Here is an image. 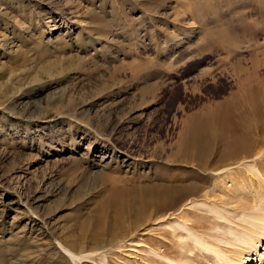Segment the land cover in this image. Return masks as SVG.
Instances as JSON below:
<instances>
[{
	"label": "rangeland",
	"instance_id": "obj_1",
	"mask_svg": "<svg viewBox=\"0 0 264 264\" xmlns=\"http://www.w3.org/2000/svg\"><path fill=\"white\" fill-rule=\"evenodd\" d=\"M237 2L0 0V264H74L58 239L105 243L80 264H219L216 252L242 247V261L264 263V220L251 216L264 215V176L249 171L261 167L252 159L233 160L221 118L263 77L254 66L264 35L238 30ZM187 123L210 136L179 162ZM256 124L243 125L254 138ZM208 161L249 169L245 195L254 181L257 207L211 201L224 190ZM175 173L197 185L186 207L207 218L199 231L179 218L183 201L154 203L161 184L176 189ZM250 220L262 225L257 250L235 240Z\"/></svg>",
	"mask_w": 264,
	"mask_h": 264
},
{
	"label": "bare ground",
	"instance_id": "obj_2",
	"mask_svg": "<svg viewBox=\"0 0 264 264\" xmlns=\"http://www.w3.org/2000/svg\"><path fill=\"white\" fill-rule=\"evenodd\" d=\"M237 4H238V10L237 11L239 14L242 13L241 16H243V18L239 22L238 30L243 29L245 34L248 31H249L248 34L250 32L254 31L255 34L254 33L252 34V36L254 35V37L258 36V35H264V0H238ZM253 13H255V15L256 14L258 15L257 16L258 20L256 19L257 22L255 25H252V22L254 21V20H252V22H251L252 26H251L249 24L250 22L248 23L247 21H250L251 18H249V17ZM247 23L250 26L246 25ZM249 29H251V31ZM233 33H234V31H232V34ZM237 33H238V31H237ZM228 34L229 33L226 31V35H228ZM215 35H216V33H215ZM231 36H229V38ZM235 37H236V39H238L239 36H235ZM231 38H233V37H231ZM261 61L259 64H256L257 66L259 65V68L257 66H254V71H255V74H258L260 77H261V75H263L262 79L259 80L258 79L259 77L256 76L257 77V81H256L257 84L250 85V88L249 87L247 88L248 91L244 92L245 94H242V96L241 95L236 96L232 100H230L229 102H225L224 105L222 106L223 108L221 109V118H222L223 127L225 126L228 129V131H230V133L228 132L229 135L227 138L228 139L227 143H228L229 154L233 157V160H235V161L237 160L239 167L246 164L247 160L249 161L250 159H252L253 162H256V166L262 167L261 164H264V160L261 159L264 156V151H262V148L264 146V135H263L264 134V60H261ZM256 62H259V61H256ZM261 72H262V74H261ZM237 109H241L243 112V113H241V117L239 119L237 118V114H236ZM241 118H242V122L240 123ZM250 119H251V121H256V123H257L256 125L258 126V129H259V132L257 133L255 138L252 137L251 134L247 132L246 128L243 127L244 123L247 120L250 121ZM205 127H208L207 125H205V123H202V124L200 123L198 125H194L192 123H187L184 126L185 132L180 134L179 140H178V155H177L176 159L179 160V162H183V161L189 162L188 160L186 161V158L188 156H190L191 152L194 151V153H196L197 150L203 149V146H204L203 142L206 139H208L210 136L207 132V128H205ZM250 157H253V158H250ZM259 159H261V160H259ZM212 162L213 161H208L207 163H203L202 167H205L206 170H208V168L210 167L209 171L211 173L210 172L209 173L211 175L210 179L212 180V182L214 184L213 187L220 188V187H218V185L222 184L223 187L221 188V190H224V193L221 191L223 194L221 193V195H219L220 192L218 190H216V192L217 191L219 192L218 193L219 196L216 198V200L215 199H210V200L214 201L218 205L221 204V206L223 205V206L231 207L230 210L235 211V212L238 211L239 209H242L243 207L244 208H246L248 206L249 207H257L255 205L262 199L261 197H263V196L260 197V195H258L259 192L257 190V185L254 181H252L253 186H250V187H251L252 191L255 192V193H253L255 195H253L252 192L250 194H248V196L250 198H248V196L245 195L248 193L247 190H245V187L247 186L246 185L247 182L245 180V177L248 178V176H250L247 172L249 169H247V168H246L247 170H241V168L237 169L238 166L237 167L233 166L234 164L232 165L231 162H230L231 163L230 165H228L229 164V162H228V164L226 166H222V168L219 167V169L218 168L216 169L217 166L215 168L214 167L211 168ZM234 163H236V162H234ZM237 163H236V165H237ZM198 165H201V163H198ZM261 167H260V169L258 168V170H257L258 172L255 170H252V171L249 170V171L252 172L254 176L255 175H257V176L263 175L264 176V174H261V171H262ZM203 170H204V168H203ZM189 172L192 173L191 170ZM184 174H186V173H184ZM196 174H195V176H196ZM175 175H176V173L174 175H171L170 178L172 177L173 183H175L173 186H175L176 189L170 190L168 188L167 184H161L156 190L158 199H156V201L154 203L159 204L160 207H162V209L168 210V209H170L169 207L171 205L176 206V205H179V203H181L183 201V203L181 204V205H183L182 206L183 208L180 206H178V208H177V209L181 208L180 213H178V214H180L179 218L183 219V221L185 223L189 224L190 229L192 228L194 230L199 231V229H202L201 228L202 222L200 221L201 222L200 223L198 220L199 219L203 220L205 217H203V219H201L202 217H200L198 215L197 217L195 216L193 218V215L190 216V213H189L193 209L190 210L187 208L189 205L194 203V201L200 199L197 197L200 194L196 195L194 197V194H195L194 191H196L197 185L193 181H190L188 183L182 182V184H179L178 183L179 179ZM182 177H184V176H182ZM193 177H191V179ZM197 177H195V178H197ZM200 177H202V176H199L198 178H200ZM254 178L256 179V177H254ZM227 179L230 183H232L231 184V186L233 185L232 188L230 186L229 187L227 186V183H228ZM238 179H239V181H238ZM250 179H252V177H250ZM252 180H254V179H252ZM256 182H257V180H256ZM236 185H238V186H236ZM208 190H210V189H208ZM208 190H207V192H205L206 190L203 192V193H205L204 194L205 196L209 195V196H207V199L212 198V196H210L211 193H209ZM249 191H250V189H249ZM242 194H243V196H245L244 197L245 201H244V199L242 200V198H241ZM215 195H217V193ZM205 196H202V197L204 198ZM213 198H215V196ZM262 200L264 202V199H262ZM262 204L264 205V203H262ZM260 210H261V207H258L251 213V216H253L252 219L257 218L260 220H264V215L261 214ZM191 214H192V212H191ZM195 214L196 213H194V215ZM191 217L193 219H191ZM205 219H207V218H205ZM241 225L244 228V230H243L244 234H242L241 238L235 237V240L241 242L244 246H248V247H251V248H254L255 250H257L256 246L261 242V239L263 238L261 236V233H260L262 225L258 222H253L251 220L247 223V225H243L242 223H241ZM203 226H204V222H203ZM96 241H97L96 245H93V244H84L83 241L73 243L71 241H68L67 239L66 240L65 239H58L57 244H59L60 249H62V251L58 248L57 245H53V246H55V250H57V252L59 254H61L63 257H65L67 259L69 257L70 260H72V262H74V264H80V261H78V260L89 257L91 254L98 252V250H101V252H104L106 250L105 243L100 244L101 243L100 240H96ZM198 242L200 244L202 241H200L198 239L197 243ZM245 249L246 248H243V247L240 249H234V250L226 249V250H224V253H226V254H222L221 252H216L215 255H217V261L219 264H249V261H247V259H250V258H246L244 261H242V256H243L244 252H246ZM66 253L68 255H66ZM227 253H229V255ZM261 264H264L263 260H262Z\"/></svg>",
	"mask_w": 264,
	"mask_h": 264
}]
</instances>
